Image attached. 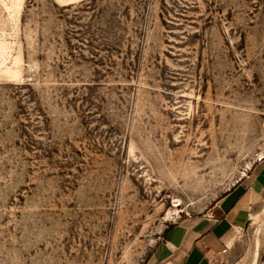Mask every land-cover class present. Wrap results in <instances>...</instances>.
Returning a JSON list of instances; mask_svg holds the SVG:
<instances>
[{
    "label": "rangeland",
    "instance_id": "rangeland-1",
    "mask_svg": "<svg viewBox=\"0 0 264 264\" xmlns=\"http://www.w3.org/2000/svg\"><path fill=\"white\" fill-rule=\"evenodd\" d=\"M262 158L264 0H0V264H150Z\"/></svg>",
    "mask_w": 264,
    "mask_h": 264
},
{
    "label": "crops",
    "instance_id": "crops-1",
    "mask_svg": "<svg viewBox=\"0 0 264 264\" xmlns=\"http://www.w3.org/2000/svg\"><path fill=\"white\" fill-rule=\"evenodd\" d=\"M264 200V158L234 185L209 214L184 218L166 230L150 264H211L233 246L232 233L258 217ZM259 264V262H258Z\"/></svg>",
    "mask_w": 264,
    "mask_h": 264
},
{
    "label": "bare ground",
    "instance_id": "bare-ground-1",
    "mask_svg": "<svg viewBox=\"0 0 264 264\" xmlns=\"http://www.w3.org/2000/svg\"><path fill=\"white\" fill-rule=\"evenodd\" d=\"M178 205H174V207H177ZM263 225H264V219L257 224L256 230H255V235L253 239V252L251 254L250 262L249 264H258V248L260 246V235L263 230Z\"/></svg>",
    "mask_w": 264,
    "mask_h": 264
},
{
    "label": "built area",
    "instance_id": "built-area-1",
    "mask_svg": "<svg viewBox=\"0 0 264 264\" xmlns=\"http://www.w3.org/2000/svg\"><path fill=\"white\" fill-rule=\"evenodd\" d=\"M162 240H163V239H162L161 237H158V238H157V241H158V242H161Z\"/></svg>",
    "mask_w": 264,
    "mask_h": 264
}]
</instances>
